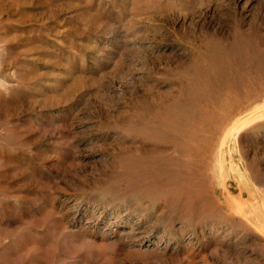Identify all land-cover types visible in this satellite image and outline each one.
I'll return each instance as SVG.
<instances>
[{
    "label": "rangeland",
    "instance_id": "rangeland-1",
    "mask_svg": "<svg viewBox=\"0 0 264 264\" xmlns=\"http://www.w3.org/2000/svg\"><path fill=\"white\" fill-rule=\"evenodd\" d=\"M0 264H264V0H0Z\"/></svg>",
    "mask_w": 264,
    "mask_h": 264
},
{
    "label": "bare ground",
    "instance_id": "bare-ground-1",
    "mask_svg": "<svg viewBox=\"0 0 264 264\" xmlns=\"http://www.w3.org/2000/svg\"><path fill=\"white\" fill-rule=\"evenodd\" d=\"M226 78V77H225Z\"/></svg>",
    "mask_w": 264,
    "mask_h": 264
}]
</instances>
